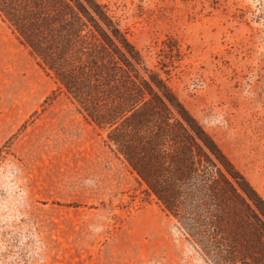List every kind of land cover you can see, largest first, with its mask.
<instances>
[{
	"label": "rangeland",
	"instance_id": "obj_1",
	"mask_svg": "<svg viewBox=\"0 0 264 264\" xmlns=\"http://www.w3.org/2000/svg\"><path fill=\"white\" fill-rule=\"evenodd\" d=\"M264 198V0H100ZM0 19V264H207Z\"/></svg>",
	"mask_w": 264,
	"mask_h": 264
},
{
	"label": "trees",
	"instance_id": "obj_2",
	"mask_svg": "<svg viewBox=\"0 0 264 264\" xmlns=\"http://www.w3.org/2000/svg\"><path fill=\"white\" fill-rule=\"evenodd\" d=\"M0 19L207 264H264V198L100 0H0Z\"/></svg>",
	"mask_w": 264,
	"mask_h": 264
}]
</instances>
